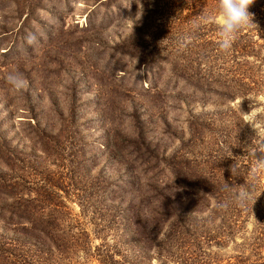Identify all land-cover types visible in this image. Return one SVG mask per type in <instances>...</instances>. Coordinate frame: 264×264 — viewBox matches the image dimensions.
Segmentation results:
<instances>
[{"label": "rangeland", "instance_id": "obj_1", "mask_svg": "<svg viewBox=\"0 0 264 264\" xmlns=\"http://www.w3.org/2000/svg\"><path fill=\"white\" fill-rule=\"evenodd\" d=\"M212 1L0 0V264L38 257L32 240L15 244L13 203L61 222L48 264H101L107 251L114 264H264V82L229 103L194 90L234 77ZM249 61L264 81V62ZM163 203L169 217L154 211ZM137 214L163 222L160 251Z\"/></svg>", "mask_w": 264, "mask_h": 264}, {"label": "trees", "instance_id": "obj_2", "mask_svg": "<svg viewBox=\"0 0 264 264\" xmlns=\"http://www.w3.org/2000/svg\"><path fill=\"white\" fill-rule=\"evenodd\" d=\"M135 4L138 3H133V5ZM211 6L213 8H217V0H213ZM249 12L252 14V22L250 21L248 26L242 28L235 34L231 48L227 52L222 51L220 48L216 49L221 51L219 57L224 59L225 65H227V63L229 64V62L231 61V67L227 70L234 74V77L229 78L228 76L223 75V79L221 78V80L219 81L221 83H217V87L213 84V82H210L208 80L193 81L196 84L194 86V90L199 91L203 97H212V94H215L217 101H219L220 103H229L235 101L238 97H244L248 92V88L250 92L251 90L253 92L254 90H259L258 88L260 86H263L264 81L261 82L256 77L255 71L257 68L249 66V57L254 56L258 61L264 62V0H254V3L249 7ZM260 37L263 39V42L258 39ZM248 106L249 102L246 99L241 101L238 113L242 115V120L244 113L249 110V108H247ZM115 153L117 154L118 152L115 151ZM204 181L205 178H197V175H195V177L191 179L189 183L191 185H194V188H198V191L201 193V195L209 198L210 196H213L216 191L213 190L212 186L210 187V185L204 183ZM8 196L11 197V195ZM166 199H169V197H166ZM174 203L175 202L172 201V203L169 204L172 209ZM169 205H164L163 203V205H160L158 208L154 209V211H158V214L169 217L171 213V211L168 209ZM13 206L15 207L11 209L12 217L17 216L18 220L16 222L15 228L17 237L15 240V242H17L15 244H19V241L24 237L34 242V255H38V257L37 259H34L32 261L33 264H48L50 261L54 260L53 250L58 249L56 247V241H54L56 237L55 231L58 230V225L62 226L61 222H57L56 219H38L37 221L32 219L31 217L30 219H27L23 215L27 212L26 209L17 208V205H15V203H13ZM43 209L45 210V208ZM164 209L166 211H163ZM193 211H201V209H194ZM184 212L186 211H178L177 208L173 209V219L176 217V220L181 219ZM16 213H18V215H16ZM152 218L149 221H145L139 214H137L135 217V221L133 222L134 228L135 232L139 235L142 243H145V245H147L146 247H157V249H159L160 251L165 247L167 238L161 239L159 242L157 241V239H160L159 237H157V233L160 231L159 229H161H157V226L161 225L162 227L164 225L163 222L159 224V220L154 215H152ZM54 224H57V226H55ZM175 225L176 223H172L171 225H169V234L172 233ZM65 229H69V227L65 226L64 231ZM69 234L71 238L74 237L70 233V230ZM81 234H87V231L81 228L80 235ZM79 240L83 242V239H81L80 237ZM18 247L20 246L18 245ZM102 247L103 244L96 247V250L99 252L102 250ZM6 252L7 250H1L0 248V255H2L3 253L5 255L7 254ZM107 252V254L100 255L101 264H114L115 253L113 254L109 253V251ZM6 256H8L9 258V254H7Z\"/></svg>", "mask_w": 264, "mask_h": 264}, {"label": "clouds", "instance_id": "obj_3", "mask_svg": "<svg viewBox=\"0 0 264 264\" xmlns=\"http://www.w3.org/2000/svg\"><path fill=\"white\" fill-rule=\"evenodd\" d=\"M253 3L254 0H217L219 48L222 51L227 52L231 48L235 34L248 26L250 21L252 22V14L249 12V7ZM26 40L31 44L34 42L35 37L30 35L26 37ZM7 82L16 89H20L25 85L23 78L17 74H9ZM259 151L264 152V148ZM258 164L264 166V159H259ZM249 195L250 192L246 189L233 194L237 203L246 202ZM220 206L227 207L228 205L225 202Z\"/></svg>", "mask_w": 264, "mask_h": 264}]
</instances>
